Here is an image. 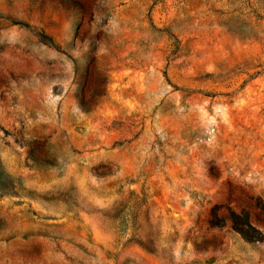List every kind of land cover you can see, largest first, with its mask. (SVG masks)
<instances>
[{
	"label": "rangeland",
	"instance_id": "1",
	"mask_svg": "<svg viewBox=\"0 0 264 264\" xmlns=\"http://www.w3.org/2000/svg\"><path fill=\"white\" fill-rule=\"evenodd\" d=\"M0 264H264V0H0Z\"/></svg>",
	"mask_w": 264,
	"mask_h": 264
},
{
	"label": "trees",
	"instance_id": "2",
	"mask_svg": "<svg viewBox=\"0 0 264 264\" xmlns=\"http://www.w3.org/2000/svg\"><path fill=\"white\" fill-rule=\"evenodd\" d=\"M232 222H233V220H232ZM233 223H234V222H233ZM233 230H234L235 232H237V233H242V232H241L242 230L238 229L235 225L233 226Z\"/></svg>",
	"mask_w": 264,
	"mask_h": 264
}]
</instances>
